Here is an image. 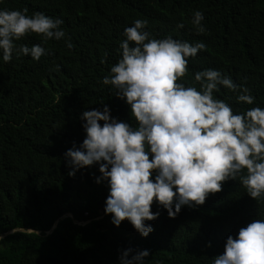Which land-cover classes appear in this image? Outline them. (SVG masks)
Here are the masks:
<instances>
[{"label":"trees","instance_id":"obj_1","mask_svg":"<svg viewBox=\"0 0 264 264\" xmlns=\"http://www.w3.org/2000/svg\"><path fill=\"white\" fill-rule=\"evenodd\" d=\"M24 8L61 19L65 38L25 36L17 47L40 45L38 61L15 52L8 63L0 60V264H119L129 248L148 250L145 264H212L229 235L264 219V199L228 180L175 218L154 202L150 210L159 216L145 222L153 230L141 237L128 221L115 227L104 214L108 188L95 182L98 165L69 176L65 157L85 137L84 111L107 106L110 119L135 126L126 103L101 81L136 19L147 21L151 38L205 44L178 82L198 89L195 72L218 70L248 88L254 102L238 104L239 89L222 86L215 98L234 112L264 108V0H0V9ZM195 11L203 14V33L191 23Z\"/></svg>","mask_w":264,"mask_h":264},{"label":"clouds","instance_id":"obj_2","mask_svg":"<svg viewBox=\"0 0 264 264\" xmlns=\"http://www.w3.org/2000/svg\"><path fill=\"white\" fill-rule=\"evenodd\" d=\"M21 10L0 9V60L8 63L15 52L38 61L45 54L40 45H19L35 34L42 41H60L65 32L61 19L41 12L27 15ZM203 14L195 11L191 23L205 31ZM146 20L136 19L126 27L119 44L120 58L101 83L111 86L118 99L129 107L135 126L110 119L109 109L84 111L80 117L85 137L77 148L66 151L67 165L76 170L98 165L95 182H107L104 214L119 227L128 221L141 236L152 232L150 224L159 216L152 204L175 218L183 206L202 205L209 194L221 190L223 182L239 180L245 193L259 202L264 199V108L234 112L214 97L222 86L239 94L237 103L252 105L249 89L238 86L220 71L194 73L195 86L178 82L187 71V60L205 44L151 38ZM182 28L183 24H178ZM65 46L71 48L69 39ZM102 122V123H101ZM151 157V159H149ZM148 250L125 249L119 264H145ZM212 264H264V219L253 220L229 235L221 255Z\"/></svg>","mask_w":264,"mask_h":264}]
</instances>
